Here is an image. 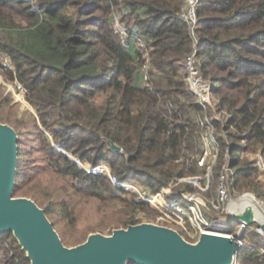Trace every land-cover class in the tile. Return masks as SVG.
Returning a JSON list of instances; mask_svg holds the SVG:
<instances>
[{"label": "trees", "instance_id": "trees-1", "mask_svg": "<svg viewBox=\"0 0 264 264\" xmlns=\"http://www.w3.org/2000/svg\"><path fill=\"white\" fill-rule=\"evenodd\" d=\"M181 1L0 0V52L10 58L0 72L25 87L41 153L29 172L22 170L21 122L6 111L12 94L0 84V120L18 136L12 193L34 200L53 227L79 221L91 201L98 217L84 237L108 225L110 231L152 219L155 210L147 202L82 164L105 161L120 178H135L151 191L204 173L196 155L205 116L218 147L216 178L228 154L232 189L251 190L264 202L259 171L235 155L238 147L264 153V0L198 4L196 57L213 83L219 119L187 82L182 59L192 37L179 17ZM115 15L125 36L114 27ZM139 39L149 57L146 79ZM240 237L246 245L238 246L233 264H264V238L245 230ZM0 264H31L12 231L0 232Z\"/></svg>", "mask_w": 264, "mask_h": 264}, {"label": "water", "instance_id": "water-1", "mask_svg": "<svg viewBox=\"0 0 264 264\" xmlns=\"http://www.w3.org/2000/svg\"><path fill=\"white\" fill-rule=\"evenodd\" d=\"M17 137L10 124L0 121V232L12 231L31 264L233 263L239 234L227 238L214 231L203 232L191 242L177 230L150 221L113 228L110 234L92 232L84 241L66 246L43 208L29 197L12 193L18 159ZM110 148L121 151L114 142H110ZM244 195L262 207L253 195ZM230 215L247 225L255 221L250 204ZM257 227L264 233V223Z\"/></svg>", "mask_w": 264, "mask_h": 264}, {"label": "built area", "instance_id": "built-area-1", "mask_svg": "<svg viewBox=\"0 0 264 264\" xmlns=\"http://www.w3.org/2000/svg\"><path fill=\"white\" fill-rule=\"evenodd\" d=\"M200 1L201 0L181 1L179 17L187 23L189 33L192 37V48L183 57L182 66L186 73L189 87L197 93L203 104L209 106L213 110L214 117L217 118L214 109L215 100L212 97L213 83L200 72L196 57L197 8ZM113 24L120 35L125 36L127 34L126 28L118 15L114 16ZM138 46L143 51L141 70L143 79H146L148 77L149 67L148 52L143 40H138ZM7 64H10L9 56L0 52V68L2 65ZM0 84L5 87V91L11 92L15 97L17 96L16 99L19 101L21 100L23 103H27L25 100L26 89L16 78L9 81L4 79L0 74ZM202 124L205 127L200 135L201 149L197 158V164L202 166L207 162L206 158H212L210 164H207L205 172V176L209 177L211 167L216 162L218 156V147L211 120L205 116ZM240 157L250 159L260 174L264 175V153L261 151L250 152L243 150ZM230 161V156L225 154L217 175L215 194L211 196V198L206 197L204 193H202V191L204 192V190L208 189V182L204 186L198 184L199 179H201L200 176H181L175 178L167 185L162 186L160 189L151 191L147 185L135 178H120L112 171L111 166L105 161H100L92 166L88 164L83 166L87 170L100 172L106 175L110 182L119 188L120 192L134 195L136 198L147 202L155 210L154 217L151 219L153 222L177 230L188 241H196L203 232L226 230L232 238H235L236 235L239 234L236 240L240 246L246 245L240 237V233L243 231L242 229L244 226L239 227L236 231H232L229 227L221 228L219 227V223L223 222L222 218L214 217V214L223 211H225V216L231 217L230 212L237 211L231 210L229 207V203L232 200L240 198V196L232 198L231 195V193H236V191L232 189L233 178ZM184 183H192L196 188L192 190L184 189L181 185ZM207 209L211 211V214L207 212ZM141 214L142 213H139L137 216H141ZM241 223L239 225H242ZM184 233L186 235H184Z\"/></svg>", "mask_w": 264, "mask_h": 264}, {"label": "rangeland", "instance_id": "rangeland-1", "mask_svg": "<svg viewBox=\"0 0 264 264\" xmlns=\"http://www.w3.org/2000/svg\"><path fill=\"white\" fill-rule=\"evenodd\" d=\"M0 74L3 77V74L1 72H0ZM0 91L3 93L2 88H0ZM6 97H7L5 100V102L7 103V108H5L6 111L10 112L13 117L18 118V120H20V122H21V124L18 126L20 128V130L23 132L22 134L19 135L20 146H21L20 153H21V158H22L21 168H22V170H28V172H29V169L32 166L31 164L34 161H38V157L41 154L39 152V148H40L39 135L37 133L36 127L34 125H32V123H31L32 122L31 118L34 116L35 110L31 106V104L26 100V98H25V100L27 103H23V102H21V100L19 101L18 99H16L17 96L15 97L14 95H12V98H10L9 96L6 95ZM212 97L214 98L215 101L217 100L215 92H214V88H212ZM8 106H9V108H8ZM0 119H1V116H0ZM217 119H219L218 115H217ZM241 152H242V149L238 147L235 150V155L240 156ZM199 153L200 152H198V154L196 155L197 158L199 156ZM211 159L212 158H206L207 162L201 166L202 168H204V173L192 175V176H198V177L200 176L201 177V179H199L198 184H200L202 186H204L208 182V189L204 190V192L202 191V193H204V195L206 197H209V198H211V196H214V194H215V185H216V181H217V178L213 173L214 169H215L214 165L216 162L211 167L209 177L205 176L207 164H210ZM216 161H217V158H216ZM80 164H82V163H80ZM82 165H87V164H82ZM257 179L262 183V185L264 187V175H261L260 172H258ZM188 185H190L192 188H196V186L192 183H189ZM184 186H185V184L182 185L183 188H184ZM246 193L253 195L254 199L257 200L262 205V207L264 208L263 200L261 198L257 197L254 194V192H252L251 190H243L240 192L236 191V193L233 192V193H231V195H232V198H235V196L241 197L242 195H244ZM94 208H96L95 202L91 201V202L87 203L85 205L84 212H83L80 220L75 222V223H70L69 221H65V222L56 221L55 222L54 228L56 231L59 230L61 232V236H59V237H60L61 241L66 246H73V245H76V244L84 241L86 239L87 235L93 232V231H91V232L87 233V235H85V237H84L83 231L85 230V227L88 224L94 222V220H96V217H98ZM207 212L209 214H211V211L209 209H207ZM218 214H220V216L223 220V222L219 223V227H221V228L222 227L223 228L229 227L232 231H236L240 227V225H239L240 221L235 219L234 217L225 216V211L218 212ZM143 221H146V220H143ZM148 221L153 222L151 219ZM109 228H110V226L108 225V226H105L104 230H101V231L96 230V231L101 232L103 234H110L112 229L110 231H108ZM242 230H245L248 233V235L249 234H257L259 237L264 238V233L259 231L256 223H251L249 225H245ZM96 231H94V232H96ZM257 231H259V232H257ZM181 232L183 233L182 230H181ZM241 234H242V232L240 233V236H241ZM184 235H186V234L184 233Z\"/></svg>", "mask_w": 264, "mask_h": 264}, {"label": "bare ground", "instance_id": "bare-ground-1", "mask_svg": "<svg viewBox=\"0 0 264 264\" xmlns=\"http://www.w3.org/2000/svg\"><path fill=\"white\" fill-rule=\"evenodd\" d=\"M247 204H250L254 209L253 218L255 221L253 223H256V224L264 223V219H263L264 209L262 207L256 206L253 202V199L248 195H243L242 197L238 199L232 200L229 204V207L231 210L241 211L242 207ZM241 224L242 225H240V227L247 225L243 223ZM215 232H216V235L220 237L231 238V235L226 230H220V231H215Z\"/></svg>", "mask_w": 264, "mask_h": 264}]
</instances>
